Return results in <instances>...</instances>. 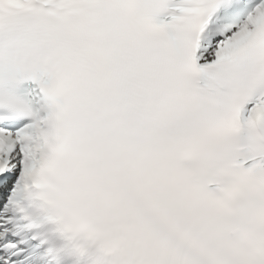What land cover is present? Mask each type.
Returning a JSON list of instances; mask_svg holds the SVG:
<instances>
[{"label":"snow or ice","instance_id":"snow-or-ice-1","mask_svg":"<svg viewBox=\"0 0 264 264\" xmlns=\"http://www.w3.org/2000/svg\"><path fill=\"white\" fill-rule=\"evenodd\" d=\"M0 264H264V0H0Z\"/></svg>","mask_w":264,"mask_h":264}]
</instances>
